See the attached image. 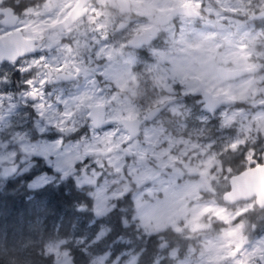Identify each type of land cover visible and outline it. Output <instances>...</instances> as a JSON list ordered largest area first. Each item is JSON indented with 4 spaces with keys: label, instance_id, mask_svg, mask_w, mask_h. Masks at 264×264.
Wrapping results in <instances>:
<instances>
[{
    "label": "rangeland",
    "instance_id": "obj_1",
    "mask_svg": "<svg viewBox=\"0 0 264 264\" xmlns=\"http://www.w3.org/2000/svg\"><path fill=\"white\" fill-rule=\"evenodd\" d=\"M132 1L144 2L143 8L150 6L156 14L174 3L186 2L202 8L210 19L200 23L198 29L184 24L187 27L182 29L187 31L189 27L190 34L186 32L182 40L181 57L160 55L167 64H151L149 68L136 70L135 74H118L115 62L104 64L100 73L111 87L124 90L121 100L114 92L97 94L103 88H110L108 84L86 87L74 95H58V103L75 104V107H58L63 114L54 111L57 107H31L43 124L33 120L38 134L46 133L49 126L65 134L74 133V139L65 145L59 138L28 143L25 140L28 135L20 129L26 115L12 107L13 96L4 91L0 81V164L8 166L18 160L23 167L16 176L26 171L30 156L48 159L59 173L76 165L71 178L76 187H87L94 216L109 211L115 199L128 193L133 202L131 220L143 235L167 227L179 230L180 226H187L189 230L193 226L195 229L203 216L213 217L223 225L216 232L219 234L208 236L207 245L202 246L196 261L189 252L179 256L177 250H171L167 255L170 264H261L264 239L240 245L237 235L245 228L238 221L255 214L253 203L240 202L226 208L216 204L212 194H221L231 174L229 168L222 166L219 155L237 150L242 152L243 166L257 164V161L264 163V27H253L246 18L263 8L264 0ZM106 3L112 5L111 0ZM251 66H257L259 72L233 81L221 82L215 75L216 67L231 70ZM174 86L181 88L180 95L208 92L213 98L228 101L225 106L231 102L234 105L220 107L213 114V129L208 118L199 112L200 99H193L199 106L197 114L190 111L192 107L175 102L167 111L170 115H181L180 120L166 121L173 130L164 132L165 117L158 118L155 123L141 128L139 137L129 143L119 127L112 125L93 130L86 119L87 105L95 103L106 106V118H134L146 110L143 105L178 97L172 95ZM9 133H12V142L22 138L23 142H15L14 146L23 156L16 158L15 151L9 148L11 141L6 138ZM119 146L129 155H122ZM104 150H109L110 154L95 155ZM4 178L0 175V180ZM50 181L51 176L36 175L28 182V187L40 188ZM201 224L203 232L213 230L209 223ZM107 232V226L101 227L91 242L103 238ZM83 240L75 236L55 239L44 244L43 253L51 257V264H73L65 245L81 247ZM126 243L123 242V247ZM1 252L5 250L0 247ZM81 252L88 257L86 264H135L138 255L131 248H122L114 254L107 250L90 255L83 247Z\"/></svg>",
    "mask_w": 264,
    "mask_h": 264
},
{
    "label": "flooded vegetation",
    "instance_id": "obj_2",
    "mask_svg": "<svg viewBox=\"0 0 264 264\" xmlns=\"http://www.w3.org/2000/svg\"><path fill=\"white\" fill-rule=\"evenodd\" d=\"M117 1L111 0L112 5L109 6L106 0H86L76 9V13L79 16L70 24H66L69 13L80 3V0H64L61 3L60 0H0V37L19 34L22 40L30 41L29 50L26 46L22 48V56L13 61H3L0 63L1 85L4 87L6 93L13 96L14 104H12V107H17L19 113L26 115L20 129L22 133L28 135L25 138L28 143L39 139H43L44 141L58 140V138L62 137V145H65L74 139L73 132L65 134L59 132L53 126H49L46 133L38 134L33 120H37L41 124L42 121L38 120V115L32 111L31 107H57L54 111H59L60 114H63V111L59 110L58 107H75V104L58 103L56 99L58 95H74L82 92L86 87L98 88L99 86L108 84L110 88H103L97 94L114 92L116 93V98H120L121 100L124 90L122 89L121 92L120 88L111 87L110 83L104 80L103 73H100L104 64H113L115 62L118 74L122 72L135 74L136 70L149 68L151 64H167V62L162 61L160 55L169 57L176 54L177 57H181L180 52H183L180 49L182 47V40L187 33L190 34L189 27L198 29L200 23L208 18L210 19V15L205 14L202 8L194 7L186 2L174 3L156 14L151 10L150 6L145 10L143 8L144 2L136 3L132 0H119L121 5H118ZM200 5H202V2ZM177 7H189L195 12L196 16L188 18L176 13L170 17V10ZM262 9L264 7L258 11ZM258 11L247 15L246 18L251 22L253 27L263 28L264 17L253 18V15ZM12 17H15L16 21L11 25ZM184 24H190L187 31L182 29L183 26L187 27ZM156 53L157 56L155 55ZM259 70L257 67V71L254 74L258 73ZM26 81H31L32 83L29 85ZM42 81L43 83H41ZM130 86H132V83H130ZM134 88L136 89V86ZM174 89L172 95H179L178 97L174 96L173 98L163 100L161 103L142 106L147 107L146 110L134 117L139 121L143 120L145 113L149 109L169 101L152 120L149 122L143 121L139 125L138 135L134 139L139 137L141 128L155 123L158 118L162 117H165L164 132L173 130L170 125H166V121L169 119L168 122L174 123L180 120L181 115H170L167 111L168 107L175 102L182 103V106L192 107L190 111L193 114H197V107L199 106L193 99L194 97L195 99H200L199 104L202 108L199 112L208 118V123L210 122L213 129L215 124L213 114L220 107L234 105L232 102L226 106L225 104L220 105L215 111L208 113L203 110L202 94H196L195 96L180 95L179 91L181 88L174 86ZM162 95H165L164 91ZM187 96H190L191 99H186ZM96 105L106 107L103 104L95 103L88 104L87 109ZM78 107L81 106L78 105ZM11 134H7L6 137L11 141L9 142V148L13 149L16 158H19L24 153L16 148L14 144L15 142L23 141L22 138H19L15 141L13 139L12 142ZM185 134L183 133L182 135ZM226 153L219 155V160L221 158L226 160L231 157V154ZM108 154H110V151ZM30 158L31 161L28 162L29 166L25 169L26 171L18 177L31 175L30 180H32L34 176L44 174L52 177V181L46 184L56 185L60 181L69 177L71 178L74 172L73 168L65 173H59L52 167L53 172L47 173L45 170L51 167L48 159L38 156H30ZM254 165L256 164H250L243 168ZM10 167L14 168L12 174L8 173ZM22 167L18 160L8 166L0 164V175L7 178L17 177V172ZM227 168L229 167L227 166ZM237 172L232 173L231 170L230 175ZM226 189L227 184L222 192ZM217 193L212 194L216 204L220 203L223 207L232 208L240 203L232 205L222 204L220 201L221 194L218 195ZM246 202L253 203L255 214L238 221V223L245 225L243 232L237 233L240 245H250L260 239H264V208L259 209L256 207L253 199ZM201 222L209 223L213 230L211 232H203ZM221 226L223 225L214 221L213 217L203 216L198 221L195 229L193 226L189 230H187V226H180L179 230H172L169 227L165 229H169L172 233H178L181 236V249L174 247L171 250H178L179 256L189 252L191 258L196 261L198 255L200 256L199 253L202 251V246L207 245L206 240L208 236L219 234L216 232H218ZM242 240H244V243ZM189 249L193 250L189 251Z\"/></svg>",
    "mask_w": 264,
    "mask_h": 264
},
{
    "label": "trees",
    "instance_id": "obj_3",
    "mask_svg": "<svg viewBox=\"0 0 264 264\" xmlns=\"http://www.w3.org/2000/svg\"><path fill=\"white\" fill-rule=\"evenodd\" d=\"M230 156L226 160L221 158L222 166H228L232 173L245 167L242 152ZM31 177L0 180V247L5 250L0 253V264H51V257L43 253L44 244L69 236L84 239L81 247L65 245L73 264L87 263L88 257L81 252L83 247L90 255L107 250L114 254L122 248H131L138 254L135 264H169L167 255L171 249H181L178 233L163 229L143 235L135 227L131 220L133 202L128 193L115 199L109 211L96 217L87 187H76L69 177L56 185L30 190L27 182ZM103 226H107L108 232L91 242ZM123 242H127L124 247Z\"/></svg>",
    "mask_w": 264,
    "mask_h": 264
},
{
    "label": "water",
    "instance_id": "obj_4",
    "mask_svg": "<svg viewBox=\"0 0 264 264\" xmlns=\"http://www.w3.org/2000/svg\"><path fill=\"white\" fill-rule=\"evenodd\" d=\"M86 0H80V3L76 5L73 10L69 13L67 17L66 24L73 22L79 15L76 13V9L80 7ZM121 1V0H120ZM126 1V0H122ZM118 5H121L119 0ZM79 13V12H78ZM176 13L182 14L186 17L196 16L195 12L189 7H177L170 10V17L174 16ZM264 17V9L258 11L253 18ZM11 20V19H10ZM16 21L15 17H12L11 25ZM65 25V24H64ZM30 41L22 40L19 34L0 37V63L3 61H13L16 58L22 56V48L27 47L29 50ZM257 71L256 66L239 68V69H224L222 67L215 68V75L217 79L223 82L233 81L237 78L243 77L245 75L254 74ZM203 110L205 112L211 113L215 111L218 106L226 104L228 101L220 100L210 96L208 92L202 93ZM169 103L165 102L160 106L153 107L149 109L142 121L136 118H116L110 119L106 118L105 107L101 105L91 106L87 109L86 119L89 121V125L92 129H103L111 125L120 127L126 134V142H130L138 135L139 125L145 121L149 122L152 120L160 110L163 109L165 105ZM118 151L124 156H128L129 152L118 147ZM109 153V150L96 152V156H104ZM14 168L10 167L8 173L12 174ZM253 199L256 207L259 209L264 208V164H256L254 166L246 167L241 169L235 174L228 177L227 189L221 193L220 201L222 204L232 205L238 202H246Z\"/></svg>",
    "mask_w": 264,
    "mask_h": 264
},
{
    "label": "snow or ice",
    "instance_id": "obj_5",
    "mask_svg": "<svg viewBox=\"0 0 264 264\" xmlns=\"http://www.w3.org/2000/svg\"><path fill=\"white\" fill-rule=\"evenodd\" d=\"M58 70H59V69H58ZM26 83L30 85L32 82H31V81H26ZM41 83H43V81H42ZM59 142H60L61 144H63V139H62V137L59 138ZM45 171H46L47 173H52V172H53V168H52V167H48ZM57 175H59V174L57 173ZM237 251H238V250H237ZM261 264H264V256L261 257Z\"/></svg>",
    "mask_w": 264,
    "mask_h": 264
}]
</instances>
